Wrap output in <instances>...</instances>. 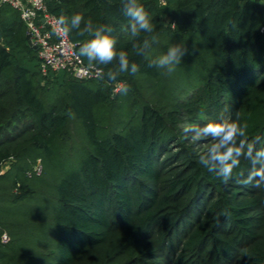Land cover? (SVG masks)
I'll return each instance as SVG.
<instances>
[{
	"label": "trees",
	"instance_id": "trees-1",
	"mask_svg": "<svg viewBox=\"0 0 264 264\" xmlns=\"http://www.w3.org/2000/svg\"><path fill=\"white\" fill-rule=\"evenodd\" d=\"M139 2L154 30L133 37L120 0H46L57 18L114 29L140 65L115 82L44 72L20 12L0 4V264H147L181 245L202 264H264L250 161L225 184L181 127L223 113L264 138V0ZM69 38L79 49L91 37ZM146 39L148 59L133 47ZM181 42L189 54L174 72L147 66Z\"/></svg>",
	"mask_w": 264,
	"mask_h": 264
},
{
	"label": "clouds",
	"instance_id": "clouds-1",
	"mask_svg": "<svg viewBox=\"0 0 264 264\" xmlns=\"http://www.w3.org/2000/svg\"><path fill=\"white\" fill-rule=\"evenodd\" d=\"M121 14L128 20V27L133 37L141 33H152L154 25L151 17L139 0H120ZM83 25V26H82ZM78 30L80 36L90 35L83 44L79 45V55L89 62V67H95L98 79L115 82L121 73L135 75L140 71V65L130 61L129 55L124 50H118L117 40L111 33L114 29L110 25H95L91 19L77 13L70 18L63 13L58 18L57 35L68 38L73 30ZM136 55L148 59L146 49L151 47L149 40L142 44H134ZM188 53L185 44L174 43L166 52L148 60L149 68L162 70L171 74L182 63ZM96 65H114L106 73L103 68ZM116 92L127 95L129 86L120 83ZM185 139L192 141L207 140L208 146L203 153H198L199 163L208 172L214 173L225 184L233 177L234 171L240 167L241 161L251 163V169L245 180L246 184L255 189H264V147L257 148V144L264 142V138L256 136L249 140L247 124H241L238 119H233L223 113L218 119H210L203 124L185 123L182 126Z\"/></svg>",
	"mask_w": 264,
	"mask_h": 264
},
{
	"label": "built area",
	"instance_id": "built-area-1",
	"mask_svg": "<svg viewBox=\"0 0 264 264\" xmlns=\"http://www.w3.org/2000/svg\"><path fill=\"white\" fill-rule=\"evenodd\" d=\"M0 4L9 5L20 12L33 43L38 47L44 72L67 70L78 80L98 79L96 68L89 67L79 55L77 43L69 37L57 35L58 18L48 12L46 0H0ZM38 171L41 169L38 168ZM1 241L7 244L9 235L3 233Z\"/></svg>",
	"mask_w": 264,
	"mask_h": 264
},
{
	"label": "rangeland",
	"instance_id": "rangeland-1",
	"mask_svg": "<svg viewBox=\"0 0 264 264\" xmlns=\"http://www.w3.org/2000/svg\"><path fill=\"white\" fill-rule=\"evenodd\" d=\"M208 120H205L204 122H200L199 124H203L206 123ZM194 142L196 147L200 150H206L207 146H208V141L207 140H200V141H192ZM7 168H9V164L6 165V167L4 168V170H6ZM252 191H257L258 194L257 196H248L249 199H253L254 197H258L259 196V192L261 189H255L251 186ZM245 191V189H244ZM247 191V190H246ZM255 214H261V209L257 212H255ZM181 238L183 236H180ZM168 245H170L171 243H167ZM167 248L165 250H158L155 251L156 252V256L154 258H148V262L147 264H202V258L197 257L196 254H194V251H190L187 250L185 245H181V246H177V248L173 249V247L169 248L168 246H166ZM150 250H153V248H150ZM172 250V251H171ZM152 252V251H151ZM207 256V253H206Z\"/></svg>",
	"mask_w": 264,
	"mask_h": 264
},
{
	"label": "water",
	"instance_id": "water-1",
	"mask_svg": "<svg viewBox=\"0 0 264 264\" xmlns=\"http://www.w3.org/2000/svg\"><path fill=\"white\" fill-rule=\"evenodd\" d=\"M2 38V32H1V29H0V39ZM27 39H28V43H29V45H31L33 48H35V49H38V47H37V45H35L34 43H33V41H32V37H31V34L30 33H28V35H27Z\"/></svg>",
	"mask_w": 264,
	"mask_h": 264
}]
</instances>
